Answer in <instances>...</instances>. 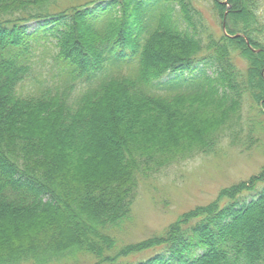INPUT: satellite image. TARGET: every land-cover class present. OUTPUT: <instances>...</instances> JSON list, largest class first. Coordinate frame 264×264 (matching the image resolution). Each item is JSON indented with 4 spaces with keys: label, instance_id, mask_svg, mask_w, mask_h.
Instances as JSON below:
<instances>
[{
    "label": "trees",
    "instance_id": "1",
    "mask_svg": "<svg viewBox=\"0 0 264 264\" xmlns=\"http://www.w3.org/2000/svg\"><path fill=\"white\" fill-rule=\"evenodd\" d=\"M212 1L224 31L194 0H0V264H264V167L161 235H114L141 175L236 140L246 101L264 135L258 0Z\"/></svg>",
    "mask_w": 264,
    "mask_h": 264
},
{
    "label": "rangeland",
    "instance_id": "2",
    "mask_svg": "<svg viewBox=\"0 0 264 264\" xmlns=\"http://www.w3.org/2000/svg\"><path fill=\"white\" fill-rule=\"evenodd\" d=\"M106 1L108 0H58V7H54L53 11L69 12L72 8H93ZM258 3L264 35V0H258ZM194 6L218 32L224 31L221 21L213 12L212 0H194ZM35 28L36 24L31 23L30 30ZM237 57L239 65L244 68L246 64L241 63L239 56ZM256 115L251 102L246 101L242 109L245 130L236 140L232 141L227 135L213 154L185 159L148 177L141 175L133 215L123 228L114 233L118 245L121 247L139 243L161 235L184 214L211 205L219 199L223 190L248 182L251 177L258 175L264 167V135H248L247 124ZM220 198L222 205L229 201L224 194ZM154 254V251H148L132 256L131 260ZM95 261L91 256L79 254L54 264H94Z\"/></svg>",
    "mask_w": 264,
    "mask_h": 264
},
{
    "label": "water",
    "instance_id": "3",
    "mask_svg": "<svg viewBox=\"0 0 264 264\" xmlns=\"http://www.w3.org/2000/svg\"><path fill=\"white\" fill-rule=\"evenodd\" d=\"M237 36H240V35H237ZM237 36H236V37H237Z\"/></svg>",
    "mask_w": 264,
    "mask_h": 264
}]
</instances>
